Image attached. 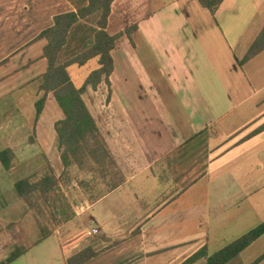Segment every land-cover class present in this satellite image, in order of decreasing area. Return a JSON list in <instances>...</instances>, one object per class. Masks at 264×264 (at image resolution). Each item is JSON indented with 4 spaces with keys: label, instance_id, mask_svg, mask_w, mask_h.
<instances>
[{
    "label": "crops",
    "instance_id": "crops-1",
    "mask_svg": "<svg viewBox=\"0 0 264 264\" xmlns=\"http://www.w3.org/2000/svg\"><path fill=\"white\" fill-rule=\"evenodd\" d=\"M88 2L0 0V143L16 155L11 172L24 173L9 190L11 221L26 213L13 188L17 181L48 166L56 175L58 166L64 169L55 132L64 114L52 94L35 123L42 95L37 79L48 67L47 41L40 35L56 16ZM92 23L90 18L75 26L59 65L84 50ZM131 27V39L123 38L111 52L110 92L103 80L82 96L124 183L73 205L74 219L37 246L23 228L10 232L9 253L17 243L32 244L27 254L51 252L50 261L55 256L62 264L87 248L97 256L85 264H182L203 248L209 255L221 250L228 237L240 231L243 236L264 216V187L259 191L247 181L244 187H222L218 181L229 169H240L232 179L238 185L264 168V160L248 165L264 142V132L248 138L264 124V52L238 65L264 27V0H224L214 16L193 0H115L107 33ZM213 28L218 43L208 41ZM240 46L237 57L233 48ZM90 64L98 69V58L68 67L81 86ZM92 229L98 233L88 237ZM256 242L227 264H253L264 253L243 256Z\"/></svg>",
    "mask_w": 264,
    "mask_h": 264
},
{
    "label": "trees",
    "instance_id": "trees-1",
    "mask_svg": "<svg viewBox=\"0 0 264 264\" xmlns=\"http://www.w3.org/2000/svg\"><path fill=\"white\" fill-rule=\"evenodd\" d=\"M115 0H89L88 5L78 10L58 15L54 18L51 28L41 33L40 38L47 41L43 50V57L47 60L46 72L37 79L39 93L41 97L35 103V123L38 122L47 99V95L52 94L57 105L64 114V119L55 124L57 134V150L64 171L72 167L81 170H90L97 173L102 180L111 176L114 181L110 184L109 190H113L124 183V177L116 162L108 151L107 145L97 128L94 119L90 115L83 94L87 88L97 90L99 84L104 80L110 92L109 78L113 72V60L111 52L123 38L131 39L132 32L136 27H131L116 35H109L106 31L108 19L111 13V6ZM201 7L207 9L212 15L215 14L224 0H193ZM93 19V27L89 29V36L84 45V50L70 61L59 65L58 59L63 49L68 43V39L73 29L81 20ZM264 52V27L249 47L244 57L238 61L242 67L253 58ZM98 58L99 68L91 72L83 85L77 88L68 73V67L77 64L83 66L90 60ZM264 132V124L255 129L248 138ZM34 144V134L29 139ZM17 158L14 152L9 149L0 151V165L5 172H9L16 164ZM61 177H58L54 170L48 168L41 174H35L17 181L13 188L19 196L26 210L30 212L39 224L40 239L33 246H37L52 236L53 231L59 224L72 221L75 213L69 205L64 195H56L60 185ZM61 202L62 222L58 221V215L54 212V205ZM57 210V209H56ZM48 218L52 228H49L44 221ZM16 223L10 225L15 226ZM9 226V227H10ZM264 236V222L245 233L240 238L234 240L221 250L212 255L203 248L193 256L185 260L182 264H193L202 258H206L207 264H227L253 243ZM32 245V244H31ZM31 245L14 244L9 256L0 264H12L22 256L26 255ZM90 248L74 255L67 260V264H85L96 257ZM264 260V254L253 264H259Z\"/></svg>",
    "mask_w": 264,
    "mask_h": 264
},
{
    "label": "rangeland",
    "instance_id": "rangeland-1",
    "mask_svg": "<svg viewBox=\"0 0 264 264\" xmlns=\"http://www.w3.org/2000/svg\"><path fill=\"white\" fill-rule=\"evenodd\" d=\"M171 0H165V2H170ZM214 16V15H213ZM229 18V16L227 17ZM217 30L213 28L212 33H211V38H209L208 41H213L215 43L219 42V38L217 37L216 34ZM222 33H220L221 35ZM250 34V33H248ZM249 36V35H248ZM221 37V36H220ZM221 39V38H220ZM231 42V41H230ZM216 50H221L223 51V46L221 47L219 44H213L212 45ZM233 48V47H232ZM235 52V55L237 57L241 56V46L237 48H233V53ZM223 53V52H222ZM233 61V56L228 54V60ZM227 61V58H226ZM88 71H86V74H90L94 70L97 69L96 67H91V64L87 66L86 68ZM77 73H79V70H76ZM259 71V69H258ZM69 74L72 77V81L74 85L79 88L81 86V81L79 80V76L75 75V72L73 69H70L68 71ZM247 73L252 75L251 68H248ZM55 103V102H54ZM51 119V118H50ZM48 118H46V122H48ZM33 135V134H32ZM7 143H0V151L3 147L7 146ZM260 148V152L257 154L256 157H253L251 161H249L248 165L253 163L254 165H258L263 162L264 160V142L261 144V146L257 147L256 149L258 150ZM16 165V164H15ZM59 167V172L57 175L58 177H61L60 179V185L59 188L57 189V192L55 193L53 197H59L64 195V197L67 199L69 205L73 209V205H79V202H83V199H88L91 201V199L96 196V194L103 193V189L107 190L110 186V184L114 181V179L111 176H108L106 180H102L100 176L92 172L90 170H81L77 167H72L70 169H67L64 171V169H60ZM62 168V166H61ZM13 169V168H12ZM11 169V170H12ZM11 170L8 173L3 172V168L0 165V187H2L3 194L0 195V263L4 261L8 256H9V247H12L8 242L10 241V232L16 231L17 229L23 228L24 232L28 234L30 240L32 241V244H36L37 241L40 239L41 234L39 231V224L35 217L26 210V213L19 218V220L16 222L11 221L9 218H7V200L10 201L9 198V190L11 189L12 182L15 180V177L19 175H23L24 173L19 172H11ZM240 169L239 170H234L229 169V171L225 174L220 175V178L218 181L223 182L222 187H244L245 182L247 181L249 183V187H256L257 190L262 191L264 187V168H258L253 174L247 176L242 180V182L238 183V185H234L232 183V179H234L238 174H240ZM11 172V173H10ZM3 175V176H2ZM143 179V178H140ZM164 185V184H161ZM137 187H141L139 182H137ZM203 187V186H201ZM15 191V190H14ZM105 192V191H104ZM261 204H264L263 201H261ZM54 207V212L57 214L60 213L61 210V202L57 201V198L55 202L53 203ZM57 209V210H56ZM264 209V207H263ZM262 210V209H261ZM74 211V210H73ZM4 215V216H2ZM59 217L57 218L58 221L61 223L63 218L61 217V214L58 215ZM264 222V216H260L257 220L253 221L254 227L258 226L259 224ZM13 223H16L15 226L11 227ZM46 225L49 228H52L50 221L48 218L44 221ZM62 224H59L61 226ZM10 226V227H9ZM252 227V228H254ZM247 229V227H245ZM57 229V228H56ZM55 229V230H56ZM244 229V230H246ZM54 230V231H55ZM53 231V232H54ZM246 232V231H245ZM23 234V232L21 233ZM242 236V233H236L230 237H228V240H225L223 244H230L232 241V238ZM8 243V245H6ZM264 253V237L261 238L256 244L248 250L243 256L245 259H251V258H257L261 254ZM51 252H48L46 250H34L30 252L29 254H26L13 262L12 264H62L59 260L55 261V256L52 258L53 261H50Z\"/></svg>",
    "mask_w": 264,
    "mask_h": 264
},
{
    "label": "built area",
    "instance_id": "built-area-1",
    "mask_svg": "<svg viewBox=\"0 0 264 264\" xmlns=\"http://www.w3.org/2000/svg\"><path fill=\"white\" fill-rule=\"evenodd\" d=\"M98 233V231L96 229H92L91 231L87 232L86 234L88 235V237L90 236H94Z\"/></svg>",
    "mask_w": 264,
    "mask_h": 264
}]
</instances>
